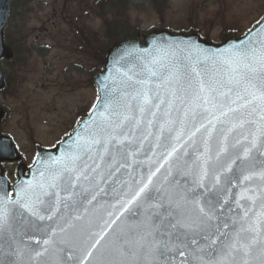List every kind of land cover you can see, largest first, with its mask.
Listing matches in <instances>:
<instances>
[{"label": "water", "instance_id": "95a60500", "mask_svg": "<svg viewBox=\"0 0 264 264\" xmlns=\"http://www.w3.org/2000/svg\"><path fill=\"white\" fill-rule=\"evenodd\" d=\"M12 1L0 0V60L3 57H12L11 51L3 42V32L7 26ZM261 30H264V25L243 43L232 44L226 48L243 47L249 43L250 38L259 39ZM226 48L216 49L199 43L193 37H175L167 32L151 33L146 37L145 46H140L138 38L135 37L110 48L106 72L96 76L101 97L92 116L82 122L76 134L56 153L41 152L42 165L36 167L29 179L36 194L32 189L28 191L27 186H20L22 190L17 200L28 197L27 193H33L31 199L35 201L42 191V183L45 186L53 183L59 185L46 188L49 195H41L40 200L43 203L36 205L45 219L38 220L24 209L15 207L13 229L5 226L0 228V264H215L224 255L223 242L229 236L235 235L234 229H247L249 226L254 231L241 232V236L255 235L257 243L252 245L247 256L237 245V250L230 259L234 260V264H243L244 260L248 264H264V257L257 251L264 247V192L258 195L257 206L252 210L248 209L250 192L264 187V179L259 175H252L251 180L243 179L244 175L258 173L264 168V161L260 160L264 158V154L259 151L264 147V129L259 128V125L264 124L260 120L259 102L222 116L210 139L204 128L189 139L191 132L196 129L194 127L200 124L198 118L185 116L188 103L183 97L187 95L190 99L191 90L187 93L180 92V98L173 101L171 108L167 104L172 101L171 90L175 88L173 80L167 82L169 73L175 72L177 68L181 71L185 68L190 71L192 65L199 70L206 68L207 72L203 73L205 81L212 77L224 82L228 71L219 57ZM3 85V74L0 72V89ZM195 86L196 77L193 75L192 87ZM141 89L148 92L154 103H159L157 94L165 101L160 104L159 110L152 108L155 116L147 110L142 114L136 106L133 97ZM106 96L120 98L121 103L117 108L119 115H109L111 110L105 112ZM125 104L131 105V110ZM252 107H256L255 112H250ZM216 111L219 114L220 110ZM164 112H170V116L163 115ZM125 115L132 119L124 120ZM2 117L3 111L0 109V120ZM169 120L172 121L171 124L167 123ZM241 120L255 123H244L243 127L232 128L233 124H239ZM115 124H120V127H115ZM161 125L167 129L164 143L166 148L172 143L178 145L175 134L182 126L183 134L178 142L187 145L189 141L207 140L211 164L207 167V176L203 180L200 179V166L192 169L199 172L198 176L190 173L185 175L184 168L192 167L182 166L181 159L170 162L165 155L156 159L153 150L149 153L144 151L146 145L139 146L135 143L145 134H153L162 141ZM101 127L106 131L102 132ZM230 128L232 130L228 131ZM93 134L99 143H91ZM253 134L257 137V144L252 149L250 160H236L232 164V160L248 144ZM224 136H227L228 151L222 153L217 160L215 150L224 141ZM238 140L242 143H237ZM67 148L77 157L73 165V176L65 174V168L60 170L58 166L61 157L67 155L64 152ZM188 151L191 152L190 156H194L201 150ZM120 152L128 155L119 157ZM174 154H178V147ZM3 160H16L14 146L9 140L0 142V161ZM156 162L163 164L159 166ZM229 164L234 167L232 171H227ZM163 167L170 169L174 175L182 171V175L179 179L170 181V177H165ZM150 171L155 172L151 178L152 183L125 211L122 205L142 184L147 183ZM57 173L62 176L54 180ZM80 174H88V177L84 180L76 179ZM19 176L22 177V174ZM216 176L220 177L219 183ZM69 177L74 185L71 189L68 188ZM189 177L195 179L187 182ZM245 182H252L253 185L245 187ZM1 185L3 188L0 189V197L8 196V189L4 186L0 171ZM231 188L234 193L226 201L228 197L225 198V195ZM18 192L16 188V195ZM52 192H59L58 203L52 197ZM148 196L152 198L146 199ZM66 199L69 200L68 203H65ZM50 201L55 207L48 211ZM198 206L205 208L211 219L199 220L196 212ZM20 213H23L22 219ZM48 216L52 218L48 219ZM176 219L185 227L167 226L168 221L174 223ZM113 220L115 223L110 224ZM65 221L72 226L68 227ZM57 225L64 226L65 231L61 232ZM50 229H56V246L60 251L53 252L50 249L40 257L35 256L36 250H43L45 247L42 243L38 245L36 241L48 239ZM177 231L186 234L184 243L175 239ZM102 232L107 233L101 240L103 247L98 246L92 250V256L88 257L86 252L89 245ZM117 237L122 238L123 243L114 244ZM193 239L196 243H191Z\"/></svg>", "mask_w": 264, "mask_h": 264}, {"label": "rangeland", "instance_id": "374dc122", "mask_svg": "<svg viewBox=\"0 0 264 264\" xmlns=\"http://www.w3.org/2000/svg\"><path fill=\"white\" fill-rule=\"evenodd\" d=\"M101 3L18 0L13 8L6 44L14 59L1 65L7 84L0 105L7 115L0 124V135L13 137L23 155L21 163L32 165L39 146H55L86 112L96 97L89 81L102 69L100 53L113 40L139 29L144 34L167 29L197 33L206 41L221 43L233 35L243 36L264 17V0H172L162 14L155 12L148 0L147 6L130 13V18L123 9L117 19L119 29L112 34L114 17L109 13L106 20L101 18ZM77 31L81 33L76 36ZM115 31L118 37L113 36ZM90 37L96 42L80 53L79 40L83 38L87 44ZM18 166L7 165L10 178L14 179Z\"/></svg>", "mask_w": 264, "mask_h": 264}, {"label": "snow or ice", "instance_id": "6c2138e0", "mask_svg": "<svg viewBox=\"0 0 264 264\" xmlns=\"http://www.w3.org/2000/svg\"><path fill=\"white\" fill-rule=\"evenodd\" d=\"M260 38L253 40L250 38L249 43L245 44L243 47L231 46L229 48L224 49V53L220 55L219 59L223 65L226 66L228 71V76L226 81L221 82L217 81L215 78L210 77L207 81L204 79V74L207 72V69L199 70L195 65H192L190 71L185 68V70L181 71L179 68L175 70V72L169 73V80H175L176 87L171 90L172 101H168V107L171 108L172 103L179 97L180 92L187 93L188 90H191V97L185 95L183 99L187 101L188 108L185 111V116L191 115L193 119L198 118L200 121L199 127L195 129V131L191 132L189 135V139L192 136H195L196 132H199L201 128L206 130V135L210 139L212 136V132L215 130L216 123L221 120L222 116H227L228 113L238 112L241 108H249L250 105H254L256 102L258 103V107L260 108V120L264 121V30H261L259 34ZM258 45V46H257ZM214 56L216 54H213ZM211 58V57H209ZM243 69V71H241ZM154 74V73H153ZM196 77V86L192 87V76ZM136 101V106L139 108L140 112L143 114L146 110L151 113V115L155 116V113L152 112V108L159 110L160 104H164L165 101L159 98V94H157L156 99L159 100V103H154L152 99L149 97L148 92L146 90H139L136 95L133 97ZM121 100L116 96H106L104 101V109L105 112H109V115L116 114L119 115L117 111L118 106L120 105ZM232 105H235L233 107ZM126 108L131 110V105L125 104ZM150 106V107H149ZM217 109H219V114H217ZM256 107H252L250 112H255ZM163 115L170 116V112H164ZM124 120L132 119V117L125 115L123 117ZM151 123V121H149ZM168 124H171L172 121H167ZM244 123H255V121H244L241 120L239 124H233L232 128L237 126L243 127ZM115 127H120V124H115ZM164 125H161V129L163 130ZM232 128L228 129L231 131ZM260 129H264V124L259 125ZM101 131H106L104 127H101ZM183 134V126L179 131H176L175 139L180 141L181 136ZM264 134V133H262ZM247 137H245V140ZM91 143H99L98 140L95 139V134H93V140ZM204 153L201 157H199L201 176L200 179L203 180L205 176H207V166L211 159L210 156L207 155L209 148L207 146V140H205ZM237 143H242V141H237ZM257 137L253 134L252 139L248 142V144L244 145L241 149V152L238 153L235 159L232 160V164L236 163V160H250V154L252 149L256 147ZM235 146V145H234ZM170 150L166 153V160L171 158L174 153L177 151L178 145L173 144L170 145ZM107 150V149H105ZM228 151L227 145V136H224V141L218 147L216 153V159L219 160L220 155L222 153H226ZM259 151L264 154V147L260 148ZM182 155H187V153H182ZM77 157H72V162L74 163ZM180 157H177L179 159ZM75 169H69L67 165L65 166V171H74ZM170 170V169H169ZM159 171V168L156 169ZM227 171H232L231 164L228 165ZM43 176V173H41ZM155 175V172H149L147 183L142 184L137 191L133 193L129 200L125 201L122 207L124 210H127V207L134 203L142 193L148 188V185L152 183V176ZM252 175H259L261 179H264V168H262L258 173H251L249 175H244V180H251ZM62 176L61 173H57L53 179H60ZM79 179V176L76 177ZM217 183H219L220 177H215ZM59 187V185L53 183L45 186L43 183L40 185L42 189L41 193L36 196V200L33 201L31 197H22L16 201H8V203H13L19 205L20 208L24 209L32 216L37 217L38 220H44L45 217L40 215L37 210L36 205L38 203H43L40 200V196H47L49 192L45 190L46 188H54ZM74 185L71 183V178H68V188H73ZM52 197L55 199L56 203L59 202V192H52ZM151 196L146 197V199H151ZM243 198V197H242ZM253 197H249L252 199ZM195 199V197H194ZM55 207L51 201L49 202L48 211H51ZM200 211L203 213L204 209L201 207ZM21 219L23 218V213L19 214ZM207 219H211L208 213L204 214ZM246 215V213H245ZM51 216H48V219H51ZM78 218V217H77ZM9 219V210L5 206V202L0 199V228L7 223ZM111 223H115V221H110ZM163 223V220L161 221ZM65 224L68 227L72 225L65 221ZM172 228H183L185 225L181 223L179 219H176L173 223L171 220L168 221V225ZM61 232L65 231L64 226L57 225ZM252 232L254 229L249 226L247 229L241 227L239 230H235V235L229 236L223 242V250L224 255L221 256L220 259L215 261V264H234V260L230 259L233 257L234 251L237 250V245H239V249L242 250L243 254L247 256L249 254V249H251L252 245L257 243V237L255 235L242 237L241 232ZM106 232H102L99 234V238L95 239L87 250L86 254L88 257L92 256V250L97 249L98 246L103 247L101 245V240H103ZM56 229H50L48 231V239H44L43 241L37 240L36 243L43 244L45 247L43 250H36L35 256L40 257L44 252H47L51 249L53 252H59L57 241H56ZM186 234L182 231H177L175 233V239L181 243L185 242ZM123 243L122 238L117 237L116 241L113 243ZM108 243L107 241L105 242ZM191 243H196L195 239L191 241ZM215 243V241H213ZM258 253L264 257V247H261L257 250ZM243 264H248L247 260L243 261Z\"/></svg>", "mask_w": 264, "mask_h": 264}, {"label": "bare ground", "instance_id": "6f19581e", "mask_svg": "<svg viewBox=\"0 0 264 264\" xmlns=\"http://www.w3.org/2000/svg\"><path fill=\"white\" fill-rule=\"evenodd\" d=\"M139 34L140 35H144V31L143 30H139ZM173 82L175 83V87H176V82H175L174 79H173ZM151 118L152 117H149V119H151ZM166 131H167V129L166 130L164 128H163V130L161 129L160 137H161L162 141H159L157 139V137H155L153 134H145V135H141V138L136 140L135 143L137 145H139V146L146 145L144 151H147L149 153L153 150V152L155 153V158L156 159L163 158L164 155L166 156V153L170 150L169 146L175 144V143H172V144H169L167 148L165 147L164 143H165V141L167 139ZM177 144H178V150H179V148L181 147V143L177 141ZM198 144L201 145V146H205L204 142H199ZM162 147H165L164 150H162L163 149ZM71 148H73V147L71 146ZM64 152H66L67 155H65V157H61V159H60V161L58 163V166H60V170H61V168H65L66 165H67V167L69 169H74L73 165H74V163L76 161H74V163H73L72 159H71L74 156L71 154V152H70V150L68 148L65 149ZM185 152L187 153V150H182L179 153V156L180 157H189L188 153H187V155H182V153H185ZM215 152L217 153V149L215 150ZM125 155H128V154H124L123 152H120L118 154L119 157H126ZM260 160L264 161V158H261ZM180 161H181V165L182 166L187 165V163H188V159L187 158H183ZM177 164H179V163L177 162ZM193 168L194 167L189 168V169L184 168L185 175H188L190 173L192 175L198 176L199 172H197V171L194 172L192 170ZM74 171H64V173L69 175V176H73V175H75ZM162 171L165 173V177H171V173H172L171 170H168L167 168L163 167ZM87 177H88V174H80L79 175V179L80 180H84ZM170 181H172V180H170ZM68 202H69V200L66 199L65 203H68Z\"/></svg>", "mask_w": 264, "mask_h": 264}, {"label": "trees", "instance_id": "16d2710c", "mask_svg": "<svg viewBox=\"0 0 264 264\" xmlns=\"http://www.w3.org/2000/svg\"><path fill=\"white\" fill-rule=\"evenodd\" d=\"M151 2V5L160 12V14L165 12V6L167 5L169 0H149ZM113 4L110 6L106 2L102 1L101 8L103 9V12L100 14L101 18L103 20H106L108 18L109 13L114 17L113 23L110 25L111 32L113 34V31L115 28L119 29L118 17L119 14L121 15V11L125 9V11H130L133 8H136V4H133V0H112ZM137 2H140L139 4H142L144 2H148V0H137ZM108 7V10H107ZM122 17V15H121ZM107 27V23L105 25ZM108 31V30H107ZM109 34V33H108ZM115 37L119 36L118 31L114 32ZM95 40V39H94ZM96 42V40H95Z\"/></svg>", "mask_w": 264, "mask_h": 264}]
</instances>
